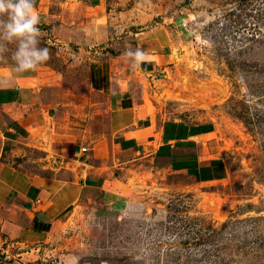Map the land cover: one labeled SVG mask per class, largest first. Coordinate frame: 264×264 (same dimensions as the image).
Masks as SVG:
<instances>
[{
  "label": "rangeland",
  "instance_id": "obj_1",
  "mask_svg": "<svg viewBox=\"0 0 264 264\" xmlns=\"http://www.w3.org/2000/svg\"><path fill=\"white\" fill-rule=\"evenodd\" d=\"M96 2L103 11L97 25L107 35L101 45L64 46L39 25L49 59L36 72L58 90L55 101L98 98L88 90L89 64L103 51L125 55L141 31L168 26L180 39L171 47L159 105L168 118L213 123L210 152L223 157L226 174L197 181L147 158L126 165L105 196L89 194L86 206L64 215L24 260L264 264V0ZM15 47L0 51V65L14 66Z\"/></svg>",
  "mask_w": 264,
  "mask_h": 264
},
{
  "label": "crops",
  "instance_id": "obj_2",
  "mask_svg": "<svg viewBox=\"0 0 264 264\" xmlns=\"http://www.w3.org/2000/svg\"><path fill=\"white\" fill-rule=\"evenodd\" d=\"M97 8L96 0H36L39 25L64 46L107 41ZM138 37L135 50L146 53L139 67L109 51L89 64L94 99L57 103L58 90L37 70L0 65V236L12 242L0 264H29L31 245L86 206L89 194L105 196L126 165L147 158L197 181L225 176L223 157L210 152L213 123L168 118L157 99L179 31L160 24Z\"/></svg>",
  "mask_w": 264,
  "mask_h": 264
},
{
  "label": "clouds",
  "instance_id": "obj_3",
  "mask_svg": "<svg viewBox=\"0 0 264 264\" xmlns=\"http://www.w3.org/2000/svg\"><path fill=\"white\" fill-rule=\"evenodd\" d=\"M39 24L36 0H0V51L6 44L15 43L12 60L17 73L35 71L49 59V49L39 46ZM125 55L139 67L146 53L138 48L128 49Z\"/></svg>",
  "mask_w": 264,
  "mask_h": 264
},
{
  "label": "built area",
  "instance_id": "obj_4",
  "mask_svg": "<svg viewBox=\"0 0 264 264\" xmlns=\"http://www.w3.org/2000/svg\"><path fill=\"white\" fill-rule=\"evenodd\" d=\"M86 150L85 147H81L80 151L84 152ZM12 245V242L6 236H0V250L5 251L8 247ZM6 248L5 250H3Z\"/></svg>",
  "mask_w": 264,
  "mask_h": 264
}]
</instances>
